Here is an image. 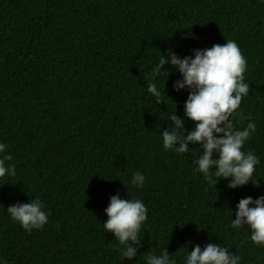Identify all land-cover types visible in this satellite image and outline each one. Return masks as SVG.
I'll list each match as a JSON object with an SVG mask.
<instances>
[{
	"label": "trees",
	"instance_id": "16d2710c",
	"mask_svg": "<svg viewBox=\"0 0 264 264\" xmlns=\"http://www.w3.org/2000/svg\"><path fill=\"white\" fill-rule=\"evenodd\" d=\"M229 39L247 60L250 88L240 106L245 120L235 126L252 117L257 130L244 149L260 159L257 184L234 190L195 172L198 145L182 155L162 148L169 115L176 109L183 118L188 92L173 89L182 77L166 66L160 103L146 89L160 53L194 56ZM0 143L16 165L15 177L0 178L6 264H145L162 250L182 264L187 251L208 243L229 247L241 264H264L248 230L229 227L240 199L264 196V3L0 0ZM136 171L146 177L141 189L130 184ZM117 194L148 209L131 261L102 227ZM37 197L49 223L28 233L6 210Z\"/></svg>",
	"mask_w": 264,
	"mask_h": 264
},
{
	"label": "clouds",
	"instance_id": "9594fccd",
	"mask_svg": "<svg viewBox=\"0 0 264 264\" xmlns=\"http://www.w3.org/2000/svg\"><path fill=\"white\" fill-rule=\"evenodd\" d=\"M260 2L264 3V0ZM182 38L189 37L185 35ZM166 66L175 69L182 77L174 83V91L186 89L188 96L183 118L175 114L176 109L168 117L173 127L161 135L163 150L182 155L190 152L189 145H198L199 155L193 161L195 172L201 174L207 184L217 185L220 180H227L229 190L256 185L257 180L253 176L260 159L244 149L256 133V123L251 116H247L245 127L241 129L235 126L237 121L245 120L240 106L250 91L245 79L247 60L237 43L229 39L223 45L195 50L194 56L184 58L169 52L166 59L160 53L146 82L147 93L156 103L162 102L159 80L165 74L169 76ZM186 120L194 124L191 131L184 127ZM6 148V144L0 143V178L16 176V165L6 163L13 159L11 154H6ZM145 180V175L136 171L131 176L130 184L135 189H141ZM44 209V202L37 197L28 203L10 205L6 213L12 222L31 233L49 223L50 213ZM231 212L235 219H231L229 227L237 232L247 229L249 242L264 249V196L242 198L236 204L235 211ZM147 213L148 209L140 199H121L119 194L110 198L105 209L108 219L102 227L105 232L114 235L124 260L131 261L137 256V247L133 245H140V233L147 221ZM144 259L145 264H176L164 250L159 255L149 253ZM0 264L6 262L0 260ZM182 264H241V257L227 246L208 243L203 249L196 245L187 251Z\"/></svg>",
	"mask_w": 264,
	"mask_h": 264
}]
</instances>
